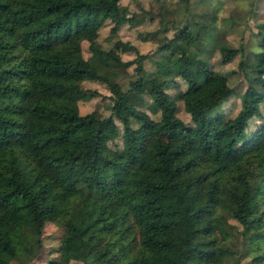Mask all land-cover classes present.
Segmentation results:
<instances>
[{
  "label": "trees",
  "instance_id": "trees-1",
  "mask_svg": "<svg viewBox=\"0 0 264 264\" xmlns=\"http://www.w3.org/2000/svg\"><path fill=\"white\" fill-rule=\"evenodd\" d=\"M199 2L207 8L195 13L191 0H177L187 19L175 24L160 9L157 28L141 37L158 39L153 52L117 40L114 47L136 55L123 61L98 45L99 29L152 20L146 10L137 15L119 0H0V264L18 253L35 257L48 222L62 228L48 264H224L227 254L236 256L233 264L246 256L248 264H264V124L247 132L261 117L264 21L255 23L250 45L231 46L219 39L215 4ZM177 39L197 53L217 43L220 63L238 56L229 74L244 87L233 117L209 112L233 95L228 74L188 57ZM132 61L134 75L122 87L118 68ZM78 76L110 92L107 116L80 114L66 102L99 95ZM171 76L184 83L177 100L188 124L166 91L177 86ZM144 94L164 129L149 144L143 126L150 118L132 100ZM27 223L35 235L24 233Z\"/></svg>",
  "mask_w": 264,
  "mask_h": 264
},
{
  "label": "rangeland",
  "instance_id": "rangeland-1",
  "mask_svg": "<svg viewBox=\"0 0 264 264\" xmlns=\"http://www.w3.org/2000/svg\"><path fill=\"white\" fill-rule=\"evenodd\" d=\"M177 0H119L121 5L127 7L130 12L137 15L141 14L140 9L148 11V15H152L153 19H147V16L143 18L137 25L122 24L117 27L113 32L109 31L110 24L105 22L98 32L97 43L104 50H113L116 55L123 61L133 60L135 58V53L129 49L127 46H116L115 42L118 40L120 42H127L128 45L135 46L139 53L153 52L158 44V39L152 40H142V35L145 33L155 30L157 28V13L160 9L166 10V16L164 19H171V23H176V21L182 22L186 20L187 17L184 11L176 7L175 2ZM200 0H191L190 9L195 13L204 11L207 6L204 3L199 2ZM215 4V14L214 23L217 25L219 31H223V36L219 39L222 42H227L231 46H237L240 43L251 44L250 33L255 29V23L258 21H264V0H210ZM208 14L210 13L207 10ZM207 14V15H208ZM226 19V21H225ZM228 20V22H227ZM232 21V24H231ZM173 28L169 26L165 32L166 37H171L173 34ZM179 45L184 49L185 54L188 57L198 58L199 60H205L207 65L214 71L220 72L227 75V82L229 86L234 88L233 95L229 96L227 100L223 101L219 107L210 110V114H214L215 111H219L223 114L224 118H231L237 112L239 107L238 95L243 89V81L241 77L236 74V72L231 73V70L236 69V62L238 56L236 55L231 61L227 63H220L218 61V50L217 43H212L205 50L204 53H197L193 47L187 44L184 40L177 39ZM248 42V43H247ZM88 55L87 42L81 41V56L86 57ZM69 57L72 60L77 59L75 52H70ZM144 68L151 70L152 65L148 61L143 62ZM134 62L132 61L126 67L118 68V75L115 80L120 83L122 87H125L126 81L133 77L134 75ZM193 70L195 66L191 67ZM173 80L176 81L177 86H170L166 91L175 99L176 104V115L183 120L185 123H190V113L186 112L182 107V102L177 100L178 90L184 88L183 81L177 76H171ZM169 76H160L158 79L168 80ZM199 80V77L197 76ZM81 87L92 88L99 92V95L89 98V99H74L68 97L66 102L70 105H75L80 114L93 112L96 117L107 116L110 112L111 104V94L110 92L97 81L87 80L81 76L73 79ZM133 103L138 106V108L144 110L149 118L150 124L144 125L143 128L147 132V143L149 144L155 137L163 136L164 129L156 123V118L158 114L155 112L154 105L152 102V97L150 95H135L133 97ZM259 111L261 112V117H253L249 123L247 132L249 130H254L260 124H264V97L259 102ZM197 111V105L192 106V112ZM117 122V121H116ZM122 142L121 136L115 140L116 148L120 149ZM227 222L231 225V229L237 227V223L231 219L227 218ZM62 228L59 225L53 223H45L42 232L39 234L41 238V247L39 252L35 257H29L26 253H18L12 264H48L50 259H54L57 255L55 249L58 246ZM24 233L26 235H35V230L32 225L27 223L24 226ZM249 257L241 258V264H248L246 260ZM236 260V256L233 254H227L223 257L222 262L224 264H233ZM70 264H83L81 261L73 260Z\"/></svg>",
  "mask_w": 264,
  "mask_h": 264
}]
</instances>
